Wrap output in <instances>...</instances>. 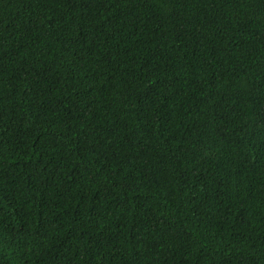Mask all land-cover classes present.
I'll return each instance as SVG.
<instances>
[{"label": "trees", "instance_id": "obj_1", "mask_svg": "<svg viewBox=\"0 0 264 264\" xmlns=\"http://www.w3.org/2000/svg\"><path fill=\"white\" fill-rule=\"evenodd\" d=\"M0 264H264V0H0Z\"/></svg>", "mask_w": 264, "mask_h": 264}]
</instances>
